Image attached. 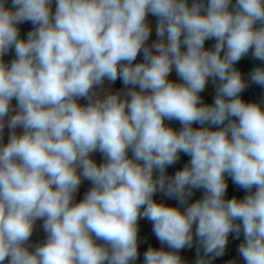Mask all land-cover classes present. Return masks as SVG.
Here are the masks:
<instances>
[{"label": "clouds", "instance_id": "clouds-1", "mask_svg": "<svg viewBox=\"0 0 264 264\" xmlns=\"http://www.w3.org/2000/svg\"><path fill=\"white\" fill-rule=\"evenodd\" d=\"M253 85L264 0H0V264H264Z\"/></svg>", "mask_w": 264, "mask_h": 264}, {"label": "crops", "instance_id": "crops-1", "mask_svg": "<svg viewBox=\"0 0 264 264\" xmlns=\"http://www.w3.org/2000/svg\"><path fill=\"white\" fill-rule=\"evenodd\" d=\"M150 19L153 20V24H154L155 23L154 18L150 17ZM23 34H24V32H22V35ZM151 39H155L154 31H153V36H152ZM211 43L212 42L209 41L206 46H209ZM255 63L256 62H254L250 58L246 57L237 66L239 68H241L242 71L246 72V71L250 70V68L253 67L255 65ZM170 79H173V80L176 79L175 73H173L170 76ZM112 87H113V89H119L115 85H112ZM262 93H264V89H261L259 86L253 85L248 90H246V92L243 94V96H244V98L246 100L251 101V100L258 99ZM201 95H202L205 103H212L213 94H212V90L211 89H208L205 93H202ZM172 126L177 128V129L180 127L178 122H172ZM194 127H199V125H194ZM5 132H6V135H5V140H6L7 139V129L5 130ZM94 159H96L97 162H100L101 161L100 154H98V153L95 154ZM188 159H189V157L183 156V154H182L181 162L178 165H176L174 168H169L168 172L170 173L171 171L175 170V168L182 167L183 163L186 162ZM89 187H90V184L87 181H85L84 184L80 188L79 194L77 195V200H80V199L83 198L84 193L87 191V189ZM200 195H201V193L197 192L196 193V197H194V198H199ZM243 195H244V192H243ZM155 198L157 200L162 199V197H160L159 195H157ZM165 202L169 203V204H172L174 206L176 205V201H173V200H165ZM140 226H141V233L140 234H141V238L142 239L143 238H147V243H151V242H157L158 243V241L155 239L154 235L152 234V231H151V227L152 226H151V223L149 221H147V220L140 221ZM42 236H44L43 230L38 228L37 232L34 234L33 237H42ZM242 240H243V236L242 235L240 237V240H233L231 238V236H230V238H229V246H228V250L226 251L225 256H230V255L237 256L236 247L238 246V244ZM143 251L144 250H141V252H143ZM183 252H186V251H183ZM223 261H227V260L226 259H220L219 264H222Z\"/></svg>", "mask_w": 264, "mask_h": 264}, {"label": "trees", "instance_id": "trees-1", "mask_svg": "<svg viewBox=\"0 0 264 264\" xmlns=\"http://www.w3.org/2000/svg\"><path fill=\"white\" fill-rule=\"evenodd\" d=\"M22 28V32H26L28 30H31V25H23L21 26ZM140 57H138V61H139ZM116 87L118 88H121L123 87L122 83L118 80L115 84H114ZM175 170L171 171L169 174H172ZM229 184H230V187H229V197L233 194L237 195L238 197H242L243 196V191L240 190V189H237L235 188L234 186L231 185V181H229ZM44 239V236L43 237H33V241H38V240H43ZM148 245H151V246H154V247H159V244L157 242H151V243H147V244H142L141 245V250H145L146 247ZM185 251H189L193 254H195V249H191V250H185ZM236 256L235 255H230V256H223L221 258H217L215 261H214V264H219L220 262V259H226V260H229V259H232V258H235Z\"/></svg>", "mask_w": 264, "mask_h": 264}, {"label": "rangeland", "instance_id": "rangeland-1", "mask_svg": "<svg viewBox=\"0 0 264 264\" xmlns=\"http://www.w3.org/2000/svg\"><path fill=\"white\" fill-rule=\"evenodd\" d=\"M181 254H182V256H184V258H186L188 260H193L195 258V254H193V253H191L189 251L183 252ZM222 264H226V261H223Z\"/></svg>", "mask_w": 264, "mask_h": 264}]
</instances>
